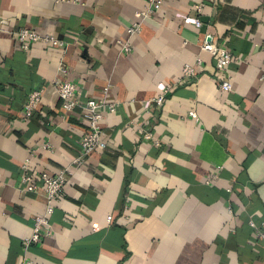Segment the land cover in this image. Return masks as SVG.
<instances>
[{"label":"crops","instance_id":"crops-1","mask_svg":"<svg viewBox=\"0 0 264 264\" xmlns=\"http://www.w3.org/2000/svg\"><path fill=\"white\" fill-rule=\"evenodd\" d=\"M147 4L0 0V264H264V240L250 225L264 226V0H163L124 53L119 41ZM21 27L64 46L24 50ZM207 36L238 59L225 73L202 49ZM186 65L195 73L185 78ZM225 77L231 91L220 89ZM56 81L75 82L82 101L109 87L117 106L101 121L105 147L75 167L88 118L64 109ZM27 160L33 178L73 167L51 233L28 246L47 200L22 190Z\"/></svg>","mask_w":264,"mask_h":264},{"label":"built area","instance_id":"built-area-1","mask_svg":"<svg viewBox=\"0 0 264 264\" xmlns=\"http://www.w3.org/2000/svg\"><path fill=\"white\" fill-rule=\"evenodd\" d=\"M209 2H214L215 0H208ZM163 4V0H148V4L143 9L137 11L136 19L127 27L126 30V38L119 41V45L121 47V51L124 53L132 52V43L131 38L135 35L139 34L142 31L144 21L156 15L161 6ZM201 4L194 5V8L197 11L201 10ZM190 20L194 22V24L198 27L202 25L201 20L198 17H191ZM6 23L5 19L0 18V32L5 28L4 25ZM15 37L20 44V47L24 50H27L30 47L31 43L41 42L46 46L53 47H63L64 42L58 39L56 36L52 34H42L35 29L28 27H21L15 31ZM202 49L212 53L216 59L217 69L224 72L227 69V66L238 60L231 53L230 49L225 44H219L212 41V38L207 36L206 39L202 43ZM198 64H202V60H197ZM61 70L65 71L64 66L60 67ZM195 73L193 65H186L183 69V76L186 78ZM58 95L62 101V106L67 111H72L77 107H81L85 112L86 117L88 118V130L87 132L81 136L79 143L81 145V153L80 155L74 159V166H78L81 163L85 162L87 157L99 146H104L105 144L101 141V121L104 117V112H116L117 106L114 103H109L106 100L109 87H106L103 90V96L99 99H88L86 101H82L80 98V91L78 85L75 82L65 81L60 82L56 81ZM220 89L223 91H231L232 83L228 77H225L221 80ZM43 97V88L34 89L27 101L25 102V118H29L33 115V113L38 109L39 104L42 101ZM164 95H160L155 98V102H162ZM189 114L198 118L197 113L194 110H191ZM134 122V121H131ZM143 133V137L146 140H152L157 143V138L154 133L149 130H145L141 128ZM72 168L63 169L61 172L50 175L48 173L42 172L37 177H32L30 172V161H25L22 168V190L24 192H38L42 191L47 200L46 212L44 215H40L35 218V226L32 235L25 240V245H29L31 243H38L41 240L43 234L51 233V223L49 220V216L54 212L55 206L54 202L59 197L60 192L63 189V186L69 179V175L72 172ZM216 176V175H215ZM250 225L254 227L255 235L264 240V226L259 228L254 221H250ZM44 226L47 227L46 231H43ZM25 264H33V261L26 260Z\"/></svg>","mask_w":264,"mask_h":264}]
</instances>
